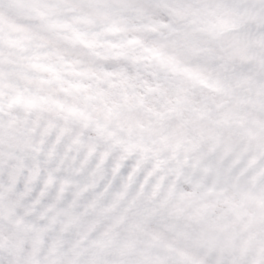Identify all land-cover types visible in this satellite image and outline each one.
<instances>
[{"label":"clouds","instance_id":"9594fccd","mask_svg":"<svg viewBox=\"0 0 264 264\" xmlns=\"http://www.w3.org/2000/svg\"><path fill=\"white\" fill-rule=\"evenodd\" d=\"M0 264H264V0H0Z\"/></svg>","mask_w":264,"mask_h":264}]
</instances>
